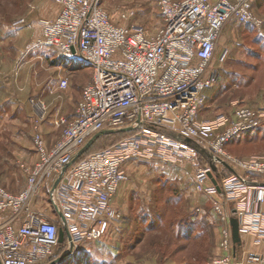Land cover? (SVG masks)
Here are the masks:
<instances>
[{
  "label": "built area",
  "instance_id": "1",
  "mask_svg": "<svg viewBox=\"0 0 264 264\" xmlns=\"http://www.w3.org/2000/svg\"><path fill=\"white\" fill-rule=\"evenodd\" d=\"M53 1L58 12L39 20L38 44L64 58H81L92 76L72 117L55 121L63 127L53 144L47 145L35 130L36 160L30 166L21 165L25 187L13 193L0 185V264H49L61 245V227L66 229L67 248L108 233L111 223L122 218L112 200L127 178L124 165L136 157L188 162L194 167L195 190L229 203V211L213 207L223 222L220 245L224 252L213 264H244L245 260L264 264V249L239 258L229 222L235 217L240 236L249 234L254 245L264 242V156L238 159L223 148L264 121V104L238 106L233 119L223 115L199 119L204 92L218 78L212 61L220 32L229 21L260 25L253 12L254 0H157L163 24L154 33L133 23H114L101 0ZM132 15L127 11L121 18L128 21ZM67 86V79L58 80L57 88ZM37 102L42 111L43 103ZM36 117V122L41 121L43 111ZM172 125L182 139L166 134ZM126 127H131V134L77 156L96 134ZM186 137L210 138L207 147L214 155V171L210 162L197 163L196 150L184 141ZM45 185L56 219L31 205Z\"/></svg>",
  "mask_w": 264,
  "mask_h": 264
},
{
  "label": "rangeland",
  "instance_id": "2",
  "mask_svg": "<svg viewBox=\"0 0 264 264\" xmlns=\"http://www.w3.org/2000/svg\"><path fill=\"white\" fill-rule=\"evenodd\" d=\"M51 1L54 2L0 0V75L7 76L10 86L9 100L0 103V185L13 193L23 189L26 183V172L21 165L35 162L21 155L22 151L31 154L26 144L33 147L35 130L51 145L63 127L56 125L50 134H45L51 124L46 120L36 122L32 109L29 116L18 105L17 98L23 91L20 83L37 74L61 76L67 79L69 87L57 93L69 100L74 94L69 107L75 110L76 99L92 76L90 66L81 58H64L53 48L38 44L39 20L53 18L45 12L50 10ZM101 4L119 25L133 23L154 33L163 24L157 0H101ZM127 11L133 15L125 21L121 14ZM253 12L261 20L260 25L229 21L222 28L212 61L218 78L204 92L205 104L199 111V119L212 120L219 115L233 119L238 106L255 108L264 104V0L253 1ZM19 19L24 22L16 24ZM52 97H55L53 106H58L59 97L56 94ZM120 131L123 130L100 135L85 153L106 148L132 133ZM165 132L174 139H182L176 125ZM192 140L194 143L190 145L196 150L197 163L215 165L214 155L207 147L210 138ZM223 148L238 159L264 156V121L257 129L236 135ZM124 169L127 178L112 200L122 218L111 223L105 235L82 241L85 248L76 249V244L73 245V252L80 255L74 264H213L214 259L223 256L220 245L223 222L213 207L220 205L229 211L230 205L222 197L195 190L194 167L190 163L136 157L129 159ZM48 213L51 215V210ZM65 247L59 245L56 257ZM236 252L244 259L249 252L256 251L244 249L241 238ZM244 264L254 263L245 260Z\"/></svg>",
  "mask_w": 264,
  "mask_h": 264
},
{
  "label": "crops",
  "instance_id": "3",
  "mask_svg": "<svg viewBox=\"0 0 264 264\" xmlns=\"http://www.w3.org/2000/svg\"><path fill=\"white\" fill-rule=\"evenodd\" d=\"M50 3H51V6L49 7L50 10H46L45 12L48 17H54L58 12V6L52 1ZM58 78H61V76H59ZM58 78L53 77V76L47 77V75H45L44 73L41 75L37 74V76H33L31 78H26V80H24L25 82L23 81L20 83L21 86L23 87V91H21L18 98L16 97L19 102V104L17 102L16 104L20 105L21 108L25 109L29 116H30L31 109L33 110L32 111L33 116L36 115L37 112L39 114L40 112L43 111V118L41 122L44 123V121L46 120L48 123L51 124L50 129L48 130L46 129V132H45L46 135L50 134L51 129H55L57 125L55 121L57 120V118L61 116L70 118L74 114V108L69 107V104L72 103L71 99L74 97V94L70 97V100L68 98L67 99L61 98L59 94L57 93V91H63L64 89L61 90L57 88ZM9 87L10 86L8 84L7 76L0 75V103H1V100L3 101L9 100V98L7 97L8 96L7 94L9 92ZM11 94H13V92H11ZM53 94H56V97H59V100H57L59 103L58 106H53L54 105L53 100L55 98V97H52ZM37 100H40L43 103L44 109L42 111L39 107V104L37 103ZM76 102H77V99H76ZM23 109H19V111H24ZM26 146L28 149L32 150V152L30 154L29 151H22L21 153L22 157L28 160L29 162L35 161L36 153H34V149L32 145L26 144ZM25 185L26 183L24 184L22 188H24ZM44 203L47 204L46 207L43 206ZM31 205L34 210L43 212L45 215H47V217H50L51 219H56L57 216L55 217L56 214L53 212L47 200V185L42 186L39 189ZM114 205L116 206L115 203ZM49 210H51V215L48 213ZM241 238H242V245L244 249H246L247 251L262 250L263 243L254 245L252 242V237L249 234H243L241 235ZM83 243L84 242H80L78 243V245L76 244L75 245L76 249L83 248L84 247ZM61 245L66 246V243L62 242ZM80 245L82 246L79 247ZM65 248H67V246ZM79 258H80L79 253L72 252L68 258H66L64 261H61L57 264H74L76 260H78Z\"/></svg>",
  "mask_w": 264,
  "mask_h": 264
},
{
  "label": "water",
  "instance_id": "4",
  "mask_svg": "<svg viewBox=\"0 0 264 264\" xmlns=\"http://www.w3.org/2000/svg\"><path fill=\"white\" fill-rule=\"evenodd\" d=\"M123 131H130L131 130V127H126V128H123L122 129ZM111 131V130H109ZM109 131H102L98 134H96L95 136H93L81 149L80 151L77 153V156L81 155L91 144V142L97 137L99 136L101 133H105V132H109ZM184 141L191 144V143H194V141L188 137L184 138ZM209 157H211V155H209ZM217 160H219L217 158ZM222 164H224L225 166H227V163L219 160ZM210 166H211V169L214 171L216 168H215V165L213 164V162H210ZM209 176L211 177V180L212 182L216 185L217 187V190L219 189V187L217 186L216 184V181L215 179L213 178L212 176V173L209 172ZM60 218L62 221H64V218L63 216L60 214ZM230 226H231V234H232V241L234 243V248L239 245L241 243V238H240V235H239V231H238V221L235 217H231L230 220ZM65 233H66V229L64 227H61L58 231V240L60 243H62L64 241V236H65ZM73 252V245L69 248H66V250H64L59 256H57L56 258H54L53 260L50 261L49 264H57L61 261H64L66 258H68L71 253Z\"/></svg>",
  "mask_w": 264,
  "mask_h": 264
},
{
  "label": "trees",
  "instance_id": "5",
  "mask_svg": "<svg viewBox=\"0 0 264 264\" xmlns=\"http://www.w3.org/2000/svg\"><path fill=\"white\" fill-rule=\"evenodd\" d=\"M255 129H257V128H255ZM249 131H251V130H249ZM249 131H246V132H249ZM120 132L126 133L127 131H120ZM246 132H245V133H246ZM243 133H244V132H243ZM102 134H103V135L114 134V132H112V131L110 132V131H109V132L101 133L100 135H102ZM100 135H99V136H100ZM99 136H97V137H99ZM97 137H96V138H97ZM96 138H95V139H96ZM233 138H234V137H233ZM85 154H88V153H85V151H84V152H83V155H85Z\"/></svg>",
  "mask_w": 264,
  "mask_h": 264
},
{
  "label": "bare ground",
  "instance_id": "6",
  "mask_svg": "<svg viewBox=\"0 0 264 264\" xmlns=\"http://www.w3.org/2000/svg\"><path fill=\"white\" fill-rule=\"evenodd\" d=\"M68 59H71V58H68Z\"/></svg>",
  "mask_w": 264,
  "mask_h": 264
}]
</instances>
